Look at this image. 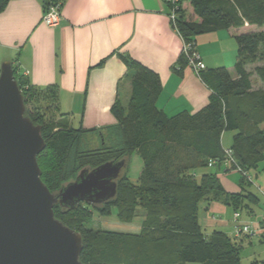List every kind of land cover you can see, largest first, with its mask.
<instances>
[{
    "label": "trees",
    "instance_id": "16d2710c",
    "mask_svg": "<svg viewBox=\"0 0 264 264\" xmlns=\"http://www.w3.org/2000/svg\"><path fill=\"white\" fill-rule=\"evenodd\" d=\"M163 1L170 10L167 0ZM183 1L190 3L200 22L184 19ZM8 2L0 0V12ZM45 4L46 0L43 8ZM175 22L186 43L194 44L200 35L226 30L234 32L237 46L234 75L225 67L199 72L211 96L194 113L181 111L167 116L161 112L156 107L162 90L159 76L132 61L126 62L131 83L128 102L123 106L117 100L111 108L115 124L98 129L73 128L59 121L46 124L28 114L27 98L34 92L49 94L59 113L56 91L28 85L25 76L13 68L25 115L41 126L45 149L37 156V164L41 181L51 193L56 194L81 169L125 161L132 153L142 161L136 183L120 174L116 194L109 201L80 203L72 209L54 206V216L81 235L80 260L85 264H241V242L221 231L206 235L198 213L201 204L218 202L234 212L251 214V206L259 203L258 196L248 190L252 182L245 175L259 169L264 172V0H181ZM248 65L253 66L252 71L247 70ZM184 66L187 60L181 54L179 67ZM252 76L263 88L253 90ZM60 115L63 120L64 114ZM227 131L234 134L232 145L224 149L221 135ZM89 134L98 136V148H85ZM225 150L231 151L232 160L226 170L240 169L241 190L235 194L223 190L215 173L197 176L199 170L224 165ZM139 210L143 221L136 233L90 226L93 211L129 223Z\"/></svg>",
    "mask_w": 264,
    "mask_h": 264
},
{
    "label": "crops",
    "instance_id": "0c3cea01",
    "mask_svg": "<svg viewBox=\"0 0 264 264\" xmlns=\"http://www.w3.org/2000/svg\"><path fill=\"white\" fill-rule=\"evenodd\" d=\"M44 2L9 0L0 12V62L9 61L18 73H27L28 85L55 90L58 109L68 114V120L74 118L73 112L81 113L76 128L115 124L111 108L117 100L125 106L131 90L126 62L142 64L159 76L162 90L156 107L167 116L194 113L208 103L209 88L188 67H179L183 41L163 0H65L55 27L41 23ZM181 6L185 20L200 22L188 1ZM233 37V31L222 30L195 38V50L206 69L229 65L234 57L236 61ZM227 70L234 75V68ZM223 135L221 147L228 149L223 147ZM208 172L217 175L226 193L240 192L239 180L232 175L237 171L222 164L199 170L197 176ZM250 178L253 184L254 177ZM233 212L218 202L201 204L198 221L206 235L221 231L240 241L243 250L253 241L236 236L235 227L246 223L256 227L259 221L240 220L243 212L235 221ZM258 235L256 243L264 244L263 228Z\"/></svg>",
    "mask_w": 264,
    "mask_h": 264
},
{
    "label": "water",
    "instance_id": "95a60500",
    "mask_svg": "<svg viewBox=\"0 0 264 264\" xmlns=\"http://www.w3.org/2000/svg\"><path fill=\"white\" fill-rule=\"evenodd\" d=\"M45 149L41 126L25 115L23 95L9 61L0 67V264H85L82 238L54 216L53 208L99 205L116 194L125 161L84 168L51 193L41 181L37 156Z\"/></svg>",
    "mask_w": 264,
    "mask_h": 264
},
{
    "label": "rangeland",
    "instance_id": "374dc122",
    "mask_svg": "<svg viewBox=\"0 0 264 264\" xmlns=\"http://www.w3.org/2000/svg\"><path fill=\"white\" fill-rule=\"evenodd\" d=\"M182 54V52H181ZM235 62V57L233 60L230 61L229 65H225L226 69H233ZM2 62H0V67ZM247 70L252 71L253 66H246ZM253 88L254 90H260L263 88V85L253 76ZM33 95L28 97L26 109L28 114L32 118H39L42 119L46 124H51L53 122H61L65 124H69V126L76 128L80 121L81 113L79 111H75L74 118L72 120H68L66 114L63 110H60L57 113L54 109L55 104L49 98L48 95L37 94V92L32 93ZM52 96V95H51ZM60 114H64L63 120H60L62 117ZM98 129V128H96ZM222 144L223 147L227 148L230 147V143L232 142V135L233 132L227 131L223 133ZM87 141L89 142L86 145V149H94L99 147V138L95 134H89L87 137ZM126 166L121 170L120 176L128 177V179L136 183L138 180L140 170L142 167V161L140 157L136 153H132L128 158L125 160ZM253 174H256L253 175ZM235 179L239 180V174L232 173ZM250 175L254 178V183L250 187H247L249 191L255 193L259 198V203L254 204L251 206L253 210V215L250 217L245 212L242 213V217L240 220L248 221L255 223L257 221L260 222L262 215H263V202H264V172L259 169L258 171H251ZM257 185V186H256ZM259 187V188H258ZM262 191H261V190ZM143 221V212L139 210L137 212L136 217L129 223L122 222L118 220L115 216H105L98 211H93L90 214L89 222L90 226L94 230H105V231H118V232H129V233H136L140 229ZM255 238L258 237H250L253 241L251 245H246V247L241 250L240 258L242 264H250L251 262H255L256 264H264V244L256 243Z\"/></svg>",
    "mask_w": 264,
    "mask_h": 264
},
{
    "label": "built area",
    "instance_id": "2783aa9c",
    "mask_svg": "<svg viewBox=\"0 0 264 264\" xmlns=\"http://www.w3.org/2000/svg\"><path fill=\"white\" fill-rule=\"evenodd\" d=\"M181 0H167L170 6L168 18L169 21L171 22V25L176 29V12L179 8V3ZM62 4L60 1L57 0H46V4L41 16V23H43L47 27H55L61 22V7ZM178 33V32H177ZM183 41V40H182ZM195 44V43H194ZM193 43H186L183 41V47H182V55L185 57L187 60V67L197 76L199 77V72L205 69V66L203 62L200 59L199 54L195 50V45ZM24 76L27 75V73H23ZM225 154L227 156V159L224 161V165L226 168L230 169L232 165V160L229 158L231 151L230 150H225ZM209 165H212V162L209 163ZM237 172H240L239 168H236ZM245 175V174H244ZM246 178L251 181L250 176L247 174L245 175ZM264 209V207H263ZM240 217V211H235L233 212V218L235 221L238 220ZM261 228L264 229V211L262 215L261 221L258 223V226H253L250 223L246 224H241L240 226L235 227V234L236 236L238 235H244L248 237H254V236H259V231Z\"/></svg>",
    "mask_w": 264,
    "mask_h": 264
}]
</instances>
